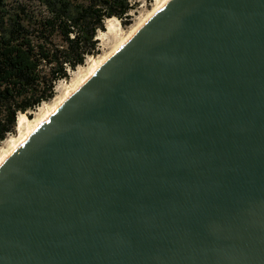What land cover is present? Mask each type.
<instances>
[{"label":"water","instance_id":"obj_1","mask_svg":"<svg viewBox=\"0 0 264 264\" xmlns=\"http://www.w3.org/2000/svg\"><path fill=\"white\" fill-rule=\"evenodd\" d=\"M0 264H264V0H169L38 125Z\"/></svg>","mask_w":264,"mask_h":264},{"label":"trees","instance_id":"obj_2","mask_svg":"<svg viewBox=\"0 0 264 264\" xmlns=\"http://www.w3.org/2000/svg\"><path fill=\"white\" fill-rule=\"evenodd\" d=\"M135 7L136 0H0V145L19 112L51 100L56 83L97 53L106 19L130 23Z\"/></svg>","mask_w":264,"mask_h":264},{"label":"bare ground","instance_id":"obj_3","mask_svg":"<svg viewBox=\"0 0 264 264\" xmlns=\"http://www.w3.org/2000/svg\"><path fill=\"white\" fill-rule=\"evenodd\" d=\"M169 0H156L155 6L150 10L144 17L131 25L129 31L122 36L120 41L113 47L111 51L104 55L89 56L88 65L85 66L82 72L77 73L76 78L71 82L65 89L62 95H57L50 101H44L42 105L39 106V111L33 118L28 117L25 112H19L17 116V127L18 134L11 135L4 139L3 143L0 145V164L1 162L13 151L15 150L22 141L43 121H45L49 116L61 105L63 101L66 100L68 96L71 95L77 88L83 85L99 66L119 47H121L133 34L148 20V18L157 12L162 6H164ZM109 26H118L119 20L117 17H110L106 19ZM121 28V27H120ZM118 28V29H120Z\"/></svg>","mask_w":264,"mask_h":264},{"label":"rangeland","instance_id":"obj_4","mask_svg":"<svg viewBox=\"0 0 264 264\" xmlns=\"http://www.w3.org/2000/svg\"><path fill=\"white\" fill-rule=\"evenodd\" d=\"M17 1H21V0H7V4L9 6H15V4H17ZM155 3L156 0H136V7L131 11V17L129 19L130 23H125V21H121L120 19H118L119 20L118 26L117 25L109 26L108 23L106 22L105 30H98L96 35V38L98 39L97 53L89 56L94 57V56L104 55L109 51H111L113 47L120 41L122 36H124L129 31L131 25L138 22L141 19V17H144L150 10H152L155 6ZM89 56L86 57L84 64L78 65L74 70H70L69 77L60 79L56 83V94L54 97H56L57 95H62L66 87L71 82L73 83V80L76 78L77 73L82 72L85 66L88 65ZM39 106L36 108V110H29L26 113L28 117H30L29 115L31 114V118L32 117L34 118L37 112L39 111ZM18 132L19 131L16 123L15 132L12 134H8L7 137L11 135H16L18 134ZM3 141L1 142V144L3 143Z\"/></svg>","mask_w":264,"mask_h":264}]
</instances>
